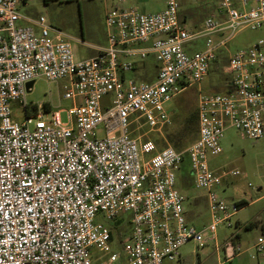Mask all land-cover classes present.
I'll list each match as a JSON object with an SVG mask.
<instances>
[{"label":"built area","instance_id":"built-area-1","mask_svg":"<svg viewBox=\"0 0 264 264\" xmlns=\"http://www.w3.org/2000/svg\"><path fill=\"white\" fill-rule=\"evenodd\" d=\"M19 1L0 0V264H94L92 248L108 255L112 241L111 229L97 221L99 213L109 220L131 213L132 233L121 241L127 264H164L180 258L190 241L217 242L220 224L232 225L241 209L219 189L242 172L213 169L209 158L223 152L230 127L252 140L264 138V36L234 53L228 44L242 28L264 32V0H217L204 25L191 28L180 0H166L155 13L119 0L106 12L109 45L80 60L70 36L45 16L21 14ZM22 20L25 25L18 24ZM200 39L204 47L189 53ZM224 52L230 79L224 92L199 88L193 143L184 150L159 148L134 133L143 125L161 131L170 124V102L200 84ZM149 54L158 61L155 80L128 79L126 73L144 67ZM40 77L66 79L64 96L73 106L66 111L28 102ZM14 102L25 111L22 122L13 117ZM186 155L194 185L208 202L205 232L188 221L187 197L176 187ZM254 247L264 252V238ZM241 251L238 244L229 254ZM100 259L97 264H112L119 254Z\"/></svg>","mask_w":264,"mask_h":264},{"label":"rangeland","instance_id":"rangeland-1","mask_svg":"<svg viewBox=\"0 0 264 264\" xmlns=\"http://www.w3.org/2000/svg\"><path fill=\"white\" fill-rule=\"evenodd\" d=\"M119 0H28L27 3L20 0L18 9L21 14L32 18L45 16L48 23L61 29L71 38L73 51L77 60L92 57L98 48L109 45L108 29L106 26V12ZM182 18L188 27L204 25L208 16L217 9V0H180ZM124 7H134L143 13H155L165 9L166 0H124ZM19 25H25L26 21H19ZM264 36L262 29L251 27L242 28L229 42V52L234 53L239 49L252 46ZM133 46H144L143 43H135ZM196 48L188 49L193 53L204 47V39L193 42ZM228 52L220 54V59L213 62L211 71L200 84L184 89L170 102L171 123L161 131L150 130L149 126H140L134 133H144L145 138L157 141L159 148L171 144L180 149H186L197 137L196 116L199 88L204 92H224L230 76L224 70L228 63ZM128 61H140V58L127 57ZM146 67L140 72L129 71L126 77L154 81L158 70L156 55L149 54L144 60ZM66 79L50 81L40 77L34 84V89L28 93L27 100L30 103H48L50 109H65L73 106V100L65 98L64 85ZM106 96V100L111 99ZM13 117L22 122L25 111L18 103L12 104ZM62 113V119L67 120V112ZM138 125V124H137ZM136 127V125L134 126ZM100 135L104 130L99 128ZM223 152L219 155H211L209 158L213 169L224 167L227 170L239 169L242 174L230 175L221 185L219 194L229 203L246 200L248 205L228 222L220 224L217 229V242L208 241L204 246L190 241L181 249V257L176 260L164 261V264H264V252L256 253L254 244L260 237L264 238L262 226L264 224V138L252 140L243 137L233 127L225 130L222 138ZM249 182L253 186H249ZM176 187L186 197V216L190 223L199 230L206 231L205 226L211 221L208 202L202 195L204 190L195 187L189 155L185 156L180 169L177 171ZM262 187L261 190L259 188ZM131 213L121 212L116 219L109 220L103 213H99L97 221L104 223L114 233L110 242V252L105 254L98 247L92 248L94 264L99 263L100 256L105 258L112 253H118L119 259L112 264H127V256L124 252L122 239L132 233L130 224ZM255 223L253 227L248 224ZM209 234V231L206 232ZM238 234L237 236H235ZM233 238V239H232ZM217 244L219 248H217ZM241 244L242 251L231 257L229 253ZM238 253V251L236 252ZM254 254L256 256L254 257Z\"/></svg>","mask_w":264,"mask_h":264},{"label":"trees","instance_id":"trees-1","mask_svg":"<svg viewBox=\"0 0 264 264\" xmlns=\"http://www.w3.org/2000/svg\"><path fill=\"white\" fill-rule=\"evenodd\" d=\"M44 1L47 3V2H49L50 0H44ZM46 108H47V109L50 108V106H49L48 103H46ZM195 120H196V122H197L196 125H195V127H196V131L198 132V131H199V130H198V115L196 116V119H195ZM197 138H198V137H197ZM197 138H196V139H197ZM196 139H195V140H196ZM195 140H194V141H195ZM194 141H193V142H194ZM193 142H192V143H193ZM176 148H178V147H176ZM178 149H180V148H178ZM180 150H182V149H180ZM239 204H240L241 208H243V207H245L246 205H248V202H247L246 200H241V201H239ZM254 225H255V223H250V224L247 225V227H253ZM262 229H263V231H264V224H263V226H262ZM111 234H112V239H113V238H114V233L112 232V229H111Z\"/></svg>","mask_w":264,"mask_h":264},{"label":"crops","instance_id":"crops-1","mask_svg":"<svg viewBox=\"0 0 264 264\" xmlns=\"http://www.w3.org/2000/svg\"><path fill=\"white\" fill-rule=\"evenodd\" d=\"M145 45H148V44H144V46ZM100 48H98V50H99ZM97 53H98V51H97ZM96 53V54H97ZM96 54H94L93 56H95ZM146 67V63L144 64V67L141 65V64H139L138 65V69L136 70V72H140L141 71V74H139L140 76H142L143 75V73H142V71H144V68ZM211 165V164H210ZM212 167V166H211ZM221 168H223V167H221ZM215 169H220V168H215ZM261 189H262V187H260ZM204 197H205V192H204V194H202ZM206 198V197H205ZM207 200V199H206ZM186 205V204H185ZM209 209V208H208ZM186 210H187V208H186ZM181 257V256H180ZM98 260H101L100 259V257L98 258Z\"/></svg>","mask_w":264,"mask_h":264},{"label":"water","instance_id":"water-1","mask_svg":"<svg viewBox=\"0 0 264 264\" xmlns=\"http://www.w3.org/2000/svg\"><path fill=\"white\" fill-rule=\"evenodd\" d=\"M34 84V81H31L28 83V87H31ZM259 190H261V188H259Z\"/></svg>","mask_w":264,"mask_h":264}]
</instances>
